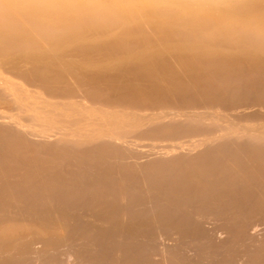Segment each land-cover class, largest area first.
<instances>
[{
    "label": "bare ground",
    "instance_id": "bare-ground-1",
    "mask_svg": "<svg viewBox=\"0 0 264 264\" xmlns=\"http://www.w3.org/2000/svg\"><path fill=\"white\" fill-rule=\"evenodd\" d=\"M0 264H264V0H0Z\"/></svg>",
    "mask_w": 264,
    "mask_h": 264
}]
</instances>
